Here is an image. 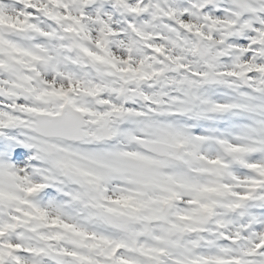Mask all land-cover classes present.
Segmentation results:
<instances>
[{"label": "snow or ice", "instance_id": "1", "mask_svg": "<svg viewBox=\"0 0 264 264\" xmlns=\"http://www.w3.org/2000/svg\"><path fill=\"white\" fill-rule=\"evenodd\" d=\"M0 264H264V0H0Z\"/></svg>", "mask_w": 264, "mask_h": 264}]
</instances>
